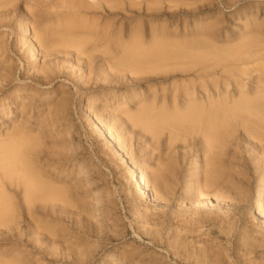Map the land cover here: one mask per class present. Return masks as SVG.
<instances>
[{"label":"rangeland","instance_id":"rangeland-1","mask_svg":"<svg viewBox=\"0 0 264 264\" xmlns=\"http://www.w3.org/2000/svg\"><path fill=\"white\" fill-rule=\"evenodd\" d=\"M79 1L84 17L126 42H171L160 49L171 62L152 60L156 72L102 49L47 51L38 42L49 33L35 37L33 26L54 28ZM110 1L0 0V141L13 149L33 141L34 166L69 201H28L22 186L8 188L15 212L0 217V264H264L255 124L232 119L213 151L198 128L153 131L136 118L142 108L235 101L242 81L253 93L264 68V0ZM215 169L218 198L200 192Z\"/></svg>","mask_w":264,"mask_h":264},{"label":"bare ground","instance_id":"bare-ground-1","mask_svg":"<svg viewBox=\"0 0 264 264\" xmlns=\"http://www.w3.org/2000/svg\"><path fill=\"white\" fill-rule=\"evenodd\" d=\"M110 2H111L110 0H106V3H109V7H112V4L110 5ZM86 7L87 5H85L84 3L80 1L76 2V5H74L73 8L69 10L64 16L58 15L56 19H54L55 20L54 28H50L49 26L42 27L41 23L39 25L33 26L32 30L34 32L35 37L39 36L38 34L41 33L42 31L47 30L46 32L49 33V36L42 37L41 38L42 40L38 43L44 41L47 51L52 48L53 43L54 44L59 43L60 46L65 45V47L74 48L79 53L85 50L94 51L100 49L101 51L102 49L105 52L106 51L111 52V54L117 53L118 56H120L119 59L120 63L131 66L135 64L139 66L137 68L141 70L145 68L144 63L146 64L147 62H149L150 64V62H152V60H156V58L158 60L164 61L161 59V57L165 56L163 54V51H165L166 49L164 50L163 49L164 46H163L162 47L163 51L160 50L161 46L165 44L161 42V40L159 41L155 40L153 48L150 47V49H146L147 46H145L144 48L142 46L144 44H142L140 41H139L140 44L138 42L135 43L128 41L126 42L121 39L120 36L121 33L112 31L110 29V26L100 29L99 24H97L96 21L88 20L86 16L84 17L83 14H86L87 11ZM23 28H24V33L29 32L26 23L23 24ZM168 43H166L165 45H167ZM90 44L91 46L89 47L88 45ZM87 47H89V49ZM193 54L195 55V53ZM257 54L259 55V53ZM197 55L202 58L205 57L204 53L202 56H200L201 53L199 54L196 53V56ZM199 57L196 58L198 59ZM114 58H116V56H114ZM166 59L168 60V55ZM181 60L184 63L185 60L184 59ZM188 60L189 59H187V62ZM189 62H193V61L190 60ZM261 62H264V60H262ZM161 63L162 65L166 63L168 64V62H165L164 64L163 62ZM154 65L150 64L153 70H155ZM147 66L149 67V65ZM155 66L158 67V65ZM160 69L161 67H159V70ZM163 69L164 70H161V72L167 71L166 68ZM157 70L158 69H156L155 71L157 72ZM152 72L156 73L154 71ZM247 73L248 71H241L239 76H241L242 78V76L244 75L246 76ZM228 75H230L232 79L240 78V77H236L238 74H236V72L234 71L229 72ZM242 82L241 84H239V86H241L242 89L240 91V96L235 101L229 102L227 100H224L219 102L216 101V103L212 102L209 104L210 107L208 108H205L203 106L199 107L196 105H189L187 110L183 112L182 111L169 112L164 109H159L154 111L153 109L150 108L148 109L142 108L140 110V114L136 118L138 121L140 120L143 124H145L149 128L148 130H153V131L156 130V128L159 129L160 127L163 126H168L169 130L170 128H174L176 131L174 130L173 131L177 133L178 132L180 133V131L183 129L198 128L199 130H202L205 135L211 137L209 138V142H208V147L210 149H212L213 146L218 145L220 140H222L220 138L222 136V130L226 128L229 121L231 122L232 119L233 121L242 119V122L245 124L246 127L250 126L249 124L252 123L255 124L254 126L256 131L258 132L259 142L264 147V68L263 70H261L260 75L257 77V83L253 90V93H251L249 88H247L246 90L248 84ZM132 95H134V92L132 93ZM161 130L163 129H160V132ZM177 133L176 135H178L179 137V134ZM108 134L111 138L114 137L113 132H108ZM3 142L4 141H0V217L8 213L11 214L15 212V207H14L15 205L12 202L13 199L8 192V188H12L14 186L16 187L22 186V188L24 189V195L28 201L35 198L36 199L61 198L63 201L69 202L67 194L64 191L53 187L52 184L46 181V179L42 176L39 170L34 166L32 157L29 155V153H31L30 151L31 149L29 148L33 146L34 144L33 141L29 140L28 142L26 141L25 143L20 142L23 147L20 146L17 149H13L11 146L3 145ZM216 169L214 170L213 173L211 172L212 174H209L211 176L206 179V182L200 185V192L202 193V195H209L210 193H213L214 196L218 198L220 194V190H222V186H220L218 177L221 175L222 172ZM137 177L139 178V182H140V184H138L137 186V190L138 189L141 190L146 195L148 189L147 181L143 176L141 177L137 175ZM160 178H161V174L158 173V175L156 176V180H160ZM148 194L149 191L147 195ZM155 194H154V198L157 200L158 194L157 192ZM256 194L257 195L255 196L256 199L255 201L259 204L264 200V189L259 190ZM98 224L99 221L97 220L95 225ZM52 231L55 230L52 228ZM110 262L111 264L120 263L119 260L116 258L111 259Z\"/></svg>","mask_w":264,"mask_h":264}]
</instances>
